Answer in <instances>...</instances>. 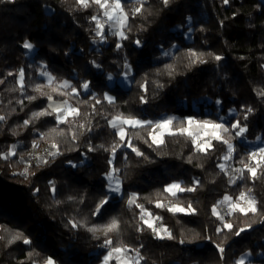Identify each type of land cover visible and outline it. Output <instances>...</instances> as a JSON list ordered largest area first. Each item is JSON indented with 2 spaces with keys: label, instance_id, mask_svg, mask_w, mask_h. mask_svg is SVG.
Instances as JSON below:
<instances>
[{
  "label": "trees",
  "instance_id": "trees-1",
  "mask_svg": "<svg viewBox=\"0 0 264 264\" xmlns=\"http://www.w3.org/2000/svg\"><path fill=\"white\" fill-rule=\"evenodd\" d=\"M122 6L128 14L123 29L128 39L121 40L105 28L103 43L96 24L105 10L91 1L85 8L77 0H0V116L6 118L0 121V154L13 147L16 152L9 161L0 159V264H43L47 257L56 264H102L108 251L102 246L106 238L114 246L139 249L143 259L135 251L128 253L140 264H234L247 255L251 258L244 264H264V218L238 212L227 217L235 226L233 231L245 228L234 236L227 229L217 234L220 221L212 214L225 195L236 198L248 189L264 210V164L253 180L241 163H256L248 160L253 147L246 140L264 141V0H169L167 6L162 0H122ZM137 7L141 12L133 16ZM25 41L33 45V52L23 48ZM117 43L122 47L118 49ZM190 52L199 59L190 57ZM127 67L133 71L131 86L111 84L110 79L122 77ZM45 76L53 78L50 84ZM63 81L80 94L62 88ZM85 81L90 82L87 91L80 88ZM48 95L58 102L67 100L80 114L58 123ZM105 95L114 102L109 104ZM29 96L37 98L29 100ZM142 96L146 103L141 102ZM94 98L101 100L95 112ZM44 109L52 114L33 115ZM120 114L154 123L173 118L174 131L187 128L189 118L228 127L240 121L247 131L243 139L231 134L235 130L225 134L234 151L224 160L227 145L220 141L211 139L212 147L205 153L187 134H167L164 144L157 146L151 142L148 126L127 127L121 142L118 129L109 124ZM25 120L30 121L27 127ZM88 127L92 130L86 131ZM129 139L147 158L121 146ZM53 143L62 154L30 160V153L44 144L56 152ZM89 145L96 150L88 151ZM220 164L226 168L221 170ZM25 168L27 179L13 175ZM113 168L119 169L121 194L108 191L106 173ZM237 170H243V175ZM194 181L200 183L193 192L176 197L163 192L174 182L192 187ZM133 193L143 213L127 203ZM104 198L108 203L94 215ZM157 201L164 207L157 208ZM189 203L195 214L167 210L170 205ZM145 213H151V219L174 238L168 239V232L164 239L157 238L141 220V215L146 220ZM114 218L118 229L106 237L105 226ZM69 220L83 226L72 228ZM141 227L143 231H138ZM15 233H23L32 243L9 244ZM221 243L224 259L216 247ZM111 264L124 263L113 258Z\"/></svg>",
  "mask_w": 264,
  "mask_h": 264
},
{
  "label": "snow or ice",
  "instance_id": "snow-or-ice-1",
  "mask_svg": "<svg viewBox=\"0 0 264 264\" xmlns=\"http://www.w3.org/2000/svg\"><path fill=\"white\" fill-rule=\"evenodd\" d=\"M89 2L90 0H77V3L83 7H88L89 6ZM163 4L165 6L168 5L169 0H162ZM228 0H224V3H227ZM91 3H95L97 5H99L100 8L104 9V15L106 17H108L109 21L114 22V24L116 25H120L121 29L123 27H125L127 25V16L128 14L125 13L123 11V6L121 3V0H112V3L109 4V0H91ZM109 8H112L114 11H118V14L113 16L112 13L108 10ZM141 12V8L137 7L132 11V15L135 16L137 13ZM91 19L93 21H97V16H92ZM103 29V25L99 22H97L96 24V32L97 35L101 37V39H104V33L102 32ZM130 27H128V31H130ZM115 35H118L120 37L121 40H125L128 39V36L125 34L124 31L122 30H118ZM135 43L137 45L140 44L139 40H136ZM116 47L119 49L122 47L121 44L117 43ZM23 48L25 49H32L33 45L28 42L25 41L23 43ZM190 57H196V59H199V57L197 56V54L195 52H190ZM203 55V54H200ZM196 59H193L191 62L195 63ZM214 59L216 60H221L222 58L220 56H215ZM201 63H204L206 61L200 60ZM93 63L95 64V61H93ZM97 67H99V65H96ZM169 67H171L169 65ZM44 73H42L43 75ZM9 75H12V73H9ZM19 83L21 86V91L24 88V84H23V79H24V71L23 69L20 70L19 73ZM53 80L52 77H49V83H51ZM62 88H70L71 93L74 95H79V91L77 89V87L70 85L68 81H63ZM90 87V82L85 81L80 85V88H82L83 90L87 91L89 90ZM41 88L40 85H37L36 90L39 91ZM141 88H143L145 91H147L146 85L145 84H141ZM55 91V89H54ZM262 95H264V93H261ZM41 95H44V93H41ZM37 97L34 96H29L27 97V99L29 100H34ZM48 100L51 101L52 100V96L48 95ZM95 99V98H94ZM105 100H107V102L109 104H112L114 102L113 97L111 96H107L105 95L104 97ZM141 102L142 103H146V100L144 99V97H141ZM21 103H23V101H21ZM84 103H87V101H84ZM101 100L100 99H95V104H93L91 107L93 109V112L96 111L95 105L96 104H100ZM50 108H53V105L50 104L49 105ZM63 109V111H62ZM53 111H55L57 113V115L55 116V119L58 123H67V117L69 115L75 117L78 116L79 113V109L76 107H72L71 105L68 104L67 100H64L62 103L57 104L54 108ZM252 109L249 108L246 110V114L244 116V119L247 120V112H251ZM52 113L48 111V109H44L42 111H40L39 113H35L33 114L34 116H45V115H51ZM6 118L4 116H0V121L5 120ZM173 122V118H167L158 122H152V121H142L140 119H137L135 117L129 116V117H124L123 114H120L118 116H114L111 120H109V124L113 129H118V132L116 133L117 135H119L120 137V141L123 142L125 140V136H126V131L125 129L121 126L123 124H126L128 126H130L131 128H136V127H145L148 126L151 131L149 132V135L151 136V142L154 145L160 146L164 144V139L163 136L165 134V132L170 135V136H174L177 134L180 135H184L187 134L189 137H191L192 139V143L195 144L197 146V150L201 151V152H205L207 153V150L209 148L212 147V145L210 143H198V140L200 139L199 135L197 133H194L190 130V128H185V127H180L177 130H173L171 125ZM30 121L29 120H25L23 122V126L27 127L29 125ZM187 124L189 126L196 124L198 128L200 129H207L209 127V125H211V138L215 139L217 141H220L222 144L227 145V154L223 157L224 160H228L232 157V153H233V145L232 143L229 142L228 139H225L224 136L225 134H229L231 132V130H235L234 132H231L232 135L236 136V137H242L243 134L247 131V125L246 124H242L240 121H237L235 123L230 124L229 127H226L224 123H214L211 121H194L192 118H189L187 121ZM81 128H84L85 125L81 124L80 125ZM156 129H160L161 131L159 133H156L155 130ZM91 127H88L86 129V131H91ZM52 131H56V129H52ZM60 135H63V132L59 133ZM81 135H83V133H81ZM78 137L74 134L73 135V139H77ZM145 143H147V141H145ZM38 146L36 144L33 145ZM122 147H126V148H130L131 151L133 153H135L137 156L140 157H145V154L143 152H141L131 141V139H129L127 141V143H122L121 145ZM151 146V145H150ZM53 148H57L56 152H50L49 155L51 156H56V155H60L62 154L59 150L58 147L55 143H53L52 145ZM100 148H104L103 145L99 146ZM96 148L89 145L88 151H95ZM104 150H109V149H104ZM111 152L113 157L116 154V147L115 145L112 146L111 148ZM16 155L15 152V147H13L12 149H10L8 152L0 154V159L4 160V161H9L11 156ZM259 155V159L256 161L255 165L246 162V161H241V163L244 165V168L247 169L248 174L250 175V178L255 180L257 179V173H258V169L261 168V161H264V147L259 149V153L257 152H252L249 154L248 160L251 161L252 159L256 158ZM127 156V154L125 153V157ZM23 159V157H22ZM41 159V158H38ZM44 163H48L47 160H44ZM69 164H71V161L68 162ZM108 163L111 165L112 164V160L110 159L108 161ZM221 170H224L225 165L224 164H220L219 165ZM240 171L241 174L243 175V170H237ZM119 172V169L113 168L112 170H110L108 173H106V177L108 179L109 183V188L108 191L112 192V193H116V192H120L121 191V181L118 177V175H116V173ZM14 176L18 175V176H22L24 178H28L29 176V169L25 168L23 171L21 172H14L13 173ZM32 175H35V173H32ZM261 176L264 177V172L261 173ZM112 182L115 183V186H112ZM234 182V181H233ZM199 181H194L193 182V186L192 187H183L180 183L178 182H174L172 184L167 185L164 189L163 192L165 193H169L172 197H176L178 193H184V192H193L196 190V186L199 185ZM36 192H39V189H35ZM53 191H55L54 186H53ZM104 196L107 197V192L104 193ZM71 199V198H70ZM137 200V195L135 193H133L127 203L129 205H133L135 204ZM241 201H245L246 203V207L245 206H241ZM224 202H228L229 203V209L221 214L217 211V208L219 205H214L212 208V214L214 216L217 217V220L220 221V224L217 226V228L215 229L216 233H222L225 229L228 230L229 233H231L234 236H239L241 235L242 232L245 231V228L241 227L235 231H233L234 229V225L228 221L225 220V215L231 216L235 213H240L243 216L247 217L249 215V213L253 214V215H257L259 214L262 218H264V210L260 209L257 207V201L256 199L251 195V189H248L246 192L242 191L239 193V195L236 197V200L233 201L231 196L225 195L223 198V201L219 202L220 204H223ZM108 203L107 198L101 199L99 201V203L96 206V209L94 211V215L96 214H100L101 209L103 208V206L105 204ZM136 207L141 209V212L143 213L145 211V209L143 208L142 205L140 204H135ZM156 207L157 208H161L164 207V205L157 201L156 202ZM167 210L169 212H173V213H185V214H195L196 209H194L192 207V204L189 203L187 205V207H184L182 205L178 206V205H170L168 206ZM149 216H151V213H149ZM159 217H155V220H159ZM141 220L143 221L144 224H146L148 229H151L153 234L159 238V239H164L165 237L163 235H161V232H168L167 228H164L162 225L160 227H156L154 226L153 221L151 220H145L143 215H141ZM68 223L71 225L72 228H77V227H82L83 225L80 224L77 221L74 220H69ZM248 228L251 227V224L247 225ZM118 229V221L114 218L110 224H108L107 226H105V236L107 237L109 232H112L114 230ZM89 231H97V228H89ZM138 231H143V228H138ZM168 239H173L174 237L171 235L170 232H168ZM0 239H2V237H0ZM206 239L211 240V237H206ZM17 240H22L23 244L25 245H30L32 242L30 239H28L27 237H25L23 235V233H15L14 235H12L11 239L8 241L9 244L14 243ZM184 241H181V243H183ZM103 247H105L106 249H108V251L104 254L103 256V260H102V264H110V261L113 258H116L119 260V257H114V254H119V253H125V255L127 254L128 251H135L137 253V257H139L140 259H143V257L140 256L139 253V249H129V247L127 245H119V246H114L113 241L111 238H106L103 242ZM219 253H220V259H224L225 256V247L222 246L221 244H217L216 245ZM33 255V253H29V256L31 257ZM21 264H23V262H21ZM35 264V262H34ZM43 264H56V261L52 258V257H47ZM128 264H138V260H129ZM234 264H244L243 259H240L238 261H235Z\"/></svg>",
  "mask_w": 264,
  "mask_h": 264
},
{
  "label": "rangeland",
  "instance_id": "rangeland-1",
  "mask_svg": "<svg viewBox=\"0 0 264 264\" xmlns=\"http://www.w3.org/2000/svg\"><path fill=\"white\" fill-rule=\"evenodd\" d=\"M91 1V0H90ZM112 3V0H109V4H111ZM121 3H122V0H121ZM111 13H112V15L113 16H115V15H117L118 14V11H114L112 8H109L108 9ZM124 11V10H123ZM125 12V11H124ZM99 23H101L102 25H103V29H102V32H103V30L105 29V28H109L112 32H114V33H116L118 30H122L123 31V29H124V27L121 29V27H120V25H116V24H114V22H112V21H109L108 20V17H106L105 15H104V12H103V16H102V18L99 20ZM188 38L190 39L191 38V35H190V33H188ZM104 41H105V37H104V39H100V42H103L104 43ZM31 52H33V48L31 49ZM132 74H133V71H132V69H131V67H127V69H126V71L124 72V74H123V76L122 77H120V78H111L110 79V82H111V84H115V83H118V84H120L121 86H123V87H126V88H128V87H130L131 86V82H132ZM45 79L48 81V83L47 84H50L49 83V77H45ZM70 85H71V83H69ZM107 96H109V95H107ZM60 103H62V102H58V101H55V100H51L50 101V104H52L53 105V108L57 105V104H60ZM49 104V105H50ZM70 105V104H69ZM73 107V106H72ZM52 108V109H53ZM62 111H63V109H62ZM231 114H235V111H231ZM71 115H69L68 117H70ZM67 117V118H68ZM194 121H197V120H194ZM124 129H126L127 127H130V126H128V125H126V124H123V125H121ZM226 127H228L227 125H225ZM187 128H190V130L192 131V132H194V133H197L198 135H199V137H200V139L198 140V143H201V144H204V143H210L211 142V131H212V129H211V125H209V127L205 130V129H200V128H198L197 127V125L196 124H193V125H191V126H188ZM161 130L160 129H156L155 130V132L156 133H159ZM165 135H167V133L165 132V134H164V136H163V139H164V137H165ZM241 139H243V137H240ZM246 143H248V144H250V146L251 147H253L252 148V151H251V153L252 152H257V153H259V149L260 148H262V147H264V141H261V140H256V141H245ZM233 151H234V147H233ZM259 159V155L256 157V158H254L253 159V161L254 162H256L257 160ZM229 160V159H228ZM261 163L262 164H264V161H261ZM225 165V168H226V164H224ZM224 168V169H225ZM112 186H115V183L114 182H112ZM122 193V187H121V191L120 192H116V193H113V194H121ZM232 200L233 201H235L236 200V198H232ZM223 201V200H222ZM241 203V206H247L246 205V203H245V201H241L240 202ZM229 209V203L228 202H224L223 204H220L219 203V206H218V208H217V211L219 212V213H221V214H223V213H225L227 210ZM227 217H229L228 215H225V220H227ZM145 218H146V220H151V221H153L152 219H151V217L149 216V214L148 213H145ZM153 223H154V226H156V227H159L154 221H153ZM163 232V231H162ZM161 232V235H163V233ZM114 257H119V262H121V263H124V264H128V262H129V260H138V259H136L134 256H132L130 253H128L127 252V254L125 255V253H119V254H114ZM250 258H251V256H249V255H247V256H245V257H243V261H244V263L245 262H247L248 260H250ZM110 264H111V261H110ZM138 264H140L139 263V260H138Z\"/></svg>",
  "mask_w": 264,
  "mask_h": 264
},
{
  "label": "built area",
  "instance_id": "built-area-1",
  "mask_svg": "<svg viewBox=\"0 0 264 264\" xmlns=\"http://www.w3.org/2000/svg\"><path fill=\"white\" fill-rule=\"evenodd\" d=\"M50 152H51V147L49 145L44 144V145L38 147L37 150H34L33 152L30 153V160L33 161L37 157H39L41 155H47Z\"/></svg>",
  "mask_w": 264,
  "mask_h": 264
},
{
  "label": "crops",
  "instance_id": "crops-1",
  "mask_svg": "<svg viewBox=\"0 0 264 264\" xmlns=\"http://www.w3.org/2000/svg\"><path fill=\"white\" fill-rule=\"evenodd\" d=\"M45 77H47V76H45ZM160 227V226H159ZM163 234H165L166 232H162Z\"/></svg>",
  "mask_w": 264,
  "mask_h": 264
}]
</instances>
